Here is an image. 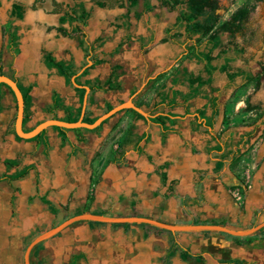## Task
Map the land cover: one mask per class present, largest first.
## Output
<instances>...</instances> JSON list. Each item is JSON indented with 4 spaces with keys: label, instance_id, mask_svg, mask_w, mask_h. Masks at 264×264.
I'll use <instances>...</instances> for the list:
<instances>
[{
    "label": "crops",
    "instance_id": "0c3cea01",
    "mask_svg": "<svg viewBox=\"0 0 264 264\" xmlns=\"http://www.w3.org/2000/svg\"><path fill=\"white\" fill-rule=\"evenodd\" d=\"M98 1L106 6L92 0H56L64 11L84 2L91 11L86 46L103 40L92 55L103 63L84 76L80 86L105 82L113 67L120 68L121 90L90 91L88 117L98 118L140 91L135 104H144L150 115L158 107L160 114L178 119L164 131L125 110L96 131L63 134L50 127L38 140H20L15 132L16 98L1 89L0 176L28 173L0 181V264H25L26 249L36 237L83 214L237 231L264 223V81L255 90L254 83L243 87L240 77L231 83L218 70L211 87L203 86L199 95L190 97L198 85L191 86L189 75L208 76L206 63L196 60L190 49L198 36L188 40L184 28L176 25L183 7L164 0H139L134 7L128 0ZM15 3L26 10L24 19L14 23L20 36L14 57L3 27ZM2 7L7 19L0 23V69L5 76L14 70L19 88L32 87L25 132L46 120L77 117L83 106L77 87L43 60L44 50L57 61L72 60L78 75L92 62L77 39L59 35L63 13L55 12L54 0H0ZM240 36L231 40L222 35V46L213 52L214 66L230 61L233 70L250 72L243 66L247 48ZM198 45L200 52L211 47L206 39ZM159 74L164 76L149 84ZM54 92L70 114L62 109L46 112L53 106ZM6 161L17 163L7 169ZM230 260L264 264V227L251 236L234 237L207 230L171 232L139 223L78 221L39 243L30 255L31 264Z\"/></svg>",
    "mask_w": 264,
    "mask_h": 264
},
{
    "label": "trees",
    "instance_id": "16d2710c",
    "mask_svg": "<svg viewBox=\"0 0 264 264\" xmlns=\"http://www.w3.org/2000/svg\"><path fill=\"white\" fill-rule=\"evenodd\" d=\"M92 1L95 2V4L98 5L99 7L106 6V3L104 2H100L98 0H92ZM164 1H170L173 7L175 6L183 7V10L180 12L177 18L176 25L180 28H184V32L188 40H193V37L198 36V38L195 40L194 47L190 49L194 51L192 55L196 60L206 63L205 72L208 76L207 79H204L202 76H191V74L189 75L191 86L193 87L194 85H198L197 89L193 91L190 97H195L199 95L198 94L199 89L203 86L211 87L213 83L212 77L214 73L218 70L221 73H226L231 83H235L237 78L240 77L244 81L243 87L254 83L255 90H258L260 88L261 82L264 79V72L252 73L245 71L243 69L233 70L230 61H226L225 64L222 65L220 68L213 65V62L216 59L213 57V52L222 46V35L227 33L229 38L231 40H234L236 39L237 35L243 34L245 30V24L250 14V10L246 4L238 8L231 15L229 20L220 23V15L218 13L219 4L216 0H164ZM128 2L130 4V7H134L138 4L139 0H128ZM54 4H55V12L63 13V15L60 17L59 20V27L57 28L59 35L77 39L80 46L85 48V52L87 53V56L88 57L91 56L89 61H92V65L90 67H87L81 74L78 75L80 70L75 66L72 60L57 61L56 58L53 56V54L46 50L43 51L44 63L49 69H55L59 75L65 77L67 84L71 85L73 83L72 78L75 77V82L81 85V79L84 76L88 75V73L92 69L103 63V60L99 58H94L92 56L97 49L102 47L103 40L99 38L93 44L86 46L87 40L85 35V29L88 26L91 11L86 8L84 2H77L75 3L74 6L68 7V10L66 11H64L63 5L57 3L56 0H54ZM25 10H26L25 7L21 4L18 3L13 4L9 14V20L3 27V31L5 35H7L8 37L7 49L10 52H13L14 57L17 55V50H15V48L18 46L20 39V36L18 35L14 23L18 20L24 19ZM204 39H206V41L211 47L206 52L205 51L200 52L198 44L201 43ZM1 75H5V74L0 69V76ZM7 75L8 77H10L11 79L17 82V78L15 77L14 70L11 69L10 72L7 73ZM163 76L164 74H159L153 81H150L149 84L154 81H158ZM119 77H120V68L113 67L112 74L107 81L105 82L86 81L84 83V86L89 87L91 91H95V90L119 91L121 90ZM0 87L1 89L7 88L10 92L13 93L11 88L4 83H2ZM20 89L22 91L25 101V115H24L23 125H26L27 122L30 120L31 108L33 105L32 98L30 96L32 87H29L27 89H22V88ZM77 91L80 93L81 100L83 102L84 95L86 93L85 88L77 87ZM136 105L142 108L144 104L141 103ZM59 109H62L66 113L70 114V110H68V108H66L62 104V99L60 98L59 94L57 92H54L53 106L50 109H48L46 112L52 113L53 111ZM111 109L112 107H109L108 111ZM128 111L132 112L138 118L146 119L141 114L137 113L134 110H128ZM81 112H82V107L79 109L77 117H74L73 119H67V121L68 122L77 121L81 115ZM151 114L153 115V117L150 120L148 119L146 120L154 124L160 125L164 131H166L167 124H170L171 126L178 119V117L173 114H160L158 107H154ZM97 119L98 118L90 119L88 117V113L86 112L84 121L88 123H94ZM107 121L108 120L103 122L102 125L105 124ZM102 125L96 128L94 131L99 130L102 127ZM56 129L63 134L70 131L69 129L59 128V127H56ZM82 130L84 129L79 128V129H74L73 131L80 132ZM45 132L46 130H44L40 135H38L32 140H38L40 137H42L45 134ZM19 139L22 140L20 137ZM16 163H17L16 161L5 162L7 169L13 168L16 165ZM27 173H28V169L25 170L24 172L15 173L13 175L0 176V181L18 180L25 177ZM163 179H165V177H163ZM49 206L52 212H55V209L50 204ZM34 252L32 253V256L34 255ZM227 263L241 264L242 261L230 260Z\"/></svg>",
    "mask_w": 264,
    "mask_h": 264
},
{
    "label": "water",
    "instance_id": "95a60500",
    "mask_svg": "<svg viewBox=\"0 0 264 264\" xmlns=\"http://www.w3.org/2000/svg\"><path fill=\"white\" fill-rule=\"evenodd\" d=\"M91 65H92V62H89L88 65L83 68V71L87 67H90ZM72 82L75 87H78V88L84 87L86 90L84 101H83V106H82V112H81V116L79 120L77 122H66V121H62L59 119H50V120H46L42 122L30 132H25L23 128V121H24V115H25V101H24L22 91L19 88L16 81H14L8 76L1 75L0 76V86L2 83L8 85L13 91L14 96L17 101V117L15 121L16 135L24 140H32L38 135H40L44 130L50 127H59V128L69 129V130L84 128V129L91 131V130H95L96 128L101 126L103 122H105L106 120L110 119L111 117L115 116L116 114L124 110H134L148 120H150L153 117V115H150L147 111H145V109L140 108L139 106L135 104L134 98L136 97V95L139 94L140 91H138L128 101L119 104L118 106L114 107L113 109L109 110L105 114L98 117V119L94 123L85 122L84 117H85V113H86V109L88 105V97H89L91 90L87 86L78 85L75 82V77L72 78ZM0 105H1V87H0ZM78 221H94V222H108V223H139V224H148V225H151V226H154L160 229L168 230L171 232H190V231L207 230V231L225 233V234H228L234 237L251 236L264 227V223H261L247 231H237V230H234V229H231L225 226H220V225H169V224L162 223L160 221L143 218V217L114 218V217H107V216H101V215L83 214V215L70 218L66 220L65 222H63L62 224H60L59 226L36 237L26 249L25 264H31L30 255L35 246L57 235L58 233L66 229L68 226Z\"/></svg>",
    "mask_w": 264,
    "mask_h": 264
},
{
    "label": "rangeland",
    "instance_id": "374dc122",
    "mask_svg": "<svg viewBox=\"0 0 264 264\" xmlns=\"http://www.w3.org/2000/svg\"><path fill=\"white\" fill-rule=\"evenodd\" d=\"M44 2V0H42ZM70 3L76 0H68ZM219 4L220 20L230 19L231 15L245 4L250 10L246 22V31L241 42L247 48L244 68L252 73L264 72V0H216ZM5 8H0V23L7 18ZM50 30L52 27L49 28ZM255 56H258L255 58ZM264 81V79H263ZM264 86V85H263Z\"/></svg>",
    "mask_w": 264,
    "mask_h": 264
},
{
    "label": "built area",
    "instance_id": "2783aa9c",
    "mask_svg": "<svg viewBox=\"0 0 264 264\" xmlns=\"http://www.w3.org/2000/svg\"><path fill=\"white\" fill-rule=\"evenodd\" d=\"M238 194H240V193H238ZM240 196V195H239Z\"/></svg>",
    "mask_w": 264,
    "mask_h": 264
}]
</instances>
